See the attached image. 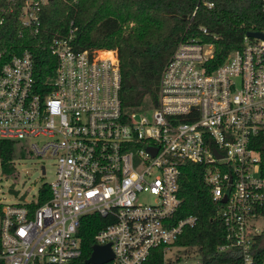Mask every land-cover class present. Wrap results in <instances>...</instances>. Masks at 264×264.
I'll use <instances>...</instances> for the list:
<instances>
[{
    "label": "built area",
    "instance_id": "1",
    "mask_svg": "<svg viewBox=\"0 0 264 264\" xmlns=\"http://www.w3.org/2000/svg\"><path fill=\"white\" fill-rule=\"evenodd\" d=\"M50 1H23L25 30L40 32ZM76 30L51 40L56 66L47 83L37 81L30 49L0 51V139L28 142L29 153L56 166L43 204L0 202V263L86 264L78 232L94 213L108 217L95 236L111 244L107 264H143L160 246L166 256L198 221L175 216L181 166L192 162L204 166L212 200L222 204L219 252L230 251L233 264H264V39L247 32L216 64L218 34L199 26L163 67L157 104L127 111L118 51L77 49ZM196 260L203 264L197 251Z\"/></svg>",
    "mask_w": 264,
    "mask_h": 264
},
{
    "label": "trees",
    "instance_id": "2",
    "mask_svg": "<svg viewBox=\"0 0 264 264\" xmlns=\"http://www.w3.org/2000/svg\"><path fill=\"white\" fill-rule=\"evenodd\" d=\"M23 1L0 0V17H5L0 25V51L14 54L30 49L35 58V77L39 83H47L54 77L56 66L51 40L67 36L76 27L77 49L118 51L122 71L120 97L127 111L157 104L163 67L186 33L205 26L218 34L214 62L219 64L230 51L242 46L247 32L264 31V0H209L214 3L212 8L199 0H51L43 8L40 32L33 35L21 23ZM10 5L13 10L3 14L2 9ZM15 155L14 142L0 139L3 168L12 167ZM179 195L182 205L176 219L195 215L198 221L194 227L183 229L175 246L196 248L203 264H233L230 251L218 250L226 243V230L218 214L222 204L212 200L203 165L184 162ZM50 198V186L44 183L37 203H32L31 208ZM107 222L108 217L97 213L82 218L78 235L85 260L96 244V234ZM143 264H168L164 247L154 249Z\"/></svg>",
    "mask_w": 264,
    "mask_h": 264
},
{
    "label": "rangeland",
    "instance_id": "3",
    "mask_svg": "<svg viewBox=\"0 0 264 264\" xmlns=\"http://www.w3.org/2000/svg\"><path fill=\"white\" fill-rule=\"evenodd\" d=\"M16 155L12 167L3 168L0 160V202H29L38 199L40 187L56 179L55 160L49 157H36L29 153L30 143L14 142ZM45 164L46 174L41 166ZM143 201L152 202L151 196L145 195ZM168 264H178L177 258L187 259L189 264H197L196 250L172 247L166 253Z\"/></svg>",
    "mask_w": 264,
    "mask_h": 264
},
{
    "label": "water",
    "instance_id": "4",
    "mask_svg": "<svg viewBox=\"0 0 264 264\" xmlns=\"http://www.w3.org/2000/svg\"><path fill=\"white\" fill-rule=\"evenodd\" d=\"M248 34L252 37H259L264 39V32L261 31H249ZM44 172V168L42 169ZM226 197L223 201H226ZM114 258V253L111 248V244L99 245L95 244L93 246L92 253L89 258L86 259V264H107Z\"/></svg>",
    "mask_w": 264,
    "mask_h": 264
}]
</instances>
